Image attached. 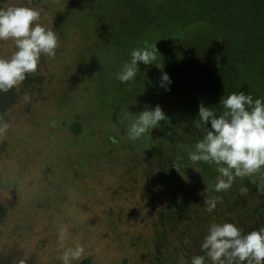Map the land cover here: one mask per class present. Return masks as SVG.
Listing matches in <instances>:
<instances>
[{"label":"rangeland","instance_id":"rangeland-1","mask_svg":"<svg viewBox=\"0 0 264 264\" xmlns=\"http://www.w3.org/2000/svg\"><path fill=\"white\" fill-rule=\"evenodd\" d=\"M83 1L0 0V8L39 9V23L59 36L55 57L43 55L27 76V91L20 88L28 79L8 91L13 101L0 111L9 124L0 137V258L63 264V252L79 244L89 264H191L203 254L200 245L213 223H234L245 233L264 226V172L237 177L229 190L217 193L216 166L200 168L202 162L188 159L203 130L195 126L198 111L191 113L185 103L208 89L200 68L188 62L187 48L166 62L169 49L159 27L144 21L125 33L126 0H118L95 26L82 19L89 11ZM134 1L149 14L157 2ZM144 41L155 43L159 54L154 64L138 62V89L131 92L116 74ZM14 51L12 40L0 41V57ZM164 69L168 90L160 86ZM124 90L127 99L120 102ZM156 105L168 119L150 137L130 140L131 119ZM157 145L159 156H148L146 150ZM178 155L180 172L172 167ZM212 196L223 202L208 212L204 198Z\"/></svg>","mask_w":264,"mask_h":264},{"label":"clouds","instance_id":"clouds-1","mask_svg":"<svg viewBox=\"0 0 264 264\" xmlns=\"http://www.w3.org/2000/svg\"><path fill=\"white\" fill-rule=\"evenodd\" d=\"M40 19L41 11L33 7L13 5L0 8V41L12 40L15 48L10 57H0V92L19 87L29 74L37 71L43 55L55 57L59 36L53 28L39 23ZM157 54L155 43L144 41L142 47L131 51L130 61L122 65L116 79L121 83L136 80L138 62L154 64ZM157 67L162 70L163 66ZM170 83L169 76L162 72L160 86L168 90ZM220 103L223 111L219 115L214 108L200 104L195 126L203 130V135L195 143L194 151L188 152L191 162L216 166L219 175L214 191L217 193L229 190L237 177L243 179L264 172V98L253 99L250 93L239 91L221 98ZM128 115L132 116V113L128 112ZM167 119L160 105L152 109L146 107L131 119L128 138L136 141L150 137V131ZM209 122L210 129L206 126ZM8 128L9 124L0 115V137ZM182 159L178 155L173 162L172 167L178 172ZM259 190L264 192V188ZM246 193L247 189L242 188L241 194ZM222 202L220 196L204 198L208 212ZM65 232L61 230L59 233L61 241L66 238ZM200 249L203 254L193 256L191 264H207L208 261L211 264H264V226L245 233L234 223H213ZM84 254V247L78 244L75 248H67L60 259L63 264H71L84 258ZM19 264H27V260H20Z\"/></svg>","mask_w":264,"mask_h":264},{"label":"trees","instance_id":"trees-1","mask_svg":"<svg viewBox=\"0 0 264 264\" xmlns=\"http://www.w3.org/2000/svg\"><path fill=\"white\" fill-rule=\"evenodd\" d=\"M33 1L37 2V0ZM117 1H83L88 3L89 11L82 19L95 26L99 20L104 19V14L116 5ZM132 1L126 0L130 26L124 28L125 33H128L134 23L141 24L144 21L152 28L159 27L158 37L163 38L169 49V52L164 54L166 62H173L177 53L187 48L186 53L191 56L188 62H191L192 69L200 68V76L206 81L208 93L197 96L198 99H192L188 104L185 103L186 106L189 105L187 107L191 113L198 111L200 104H203L205 107L214 108L219 115L223 111L221 98H226L231 92L243 91L245 94L250 93L253 99L264 98V0H184L183 2L157 0L152 7V14L143 8L145 5ZM139 13H142L144 19L138 18ZM167 17L171 18L172 26L166 22ZM161 29L166 34L162 33ZM171 34L178 38L171 37L169 41L168 37ZM109 43L111 55L114 46L111 47L112 40ZM203 67L207 69V73ZM167 71L164 69L162 72L167 74ZM25 80L27 81L20 88L22 93L27 91L24 87L26 88L30 82L29 78ZM125 84L129 87H121L131 92H136L138 89L137 79ZM146 85L151 86V83L148 82ZM138 91L143 92V87ZM13 97L11 93L0 92V111L5 103L13 101ZM126 99L124 90L117 100L121 102ZM101 103L105 105L102 101ZM206 126L210 129V122ZM71 128L75 129L74 123ZM202 135L203 132L199 135V139ZM146 153L148 156H159L160 149L158 145L150 146ZM205 166L211 169L204 162L200 164V168ZM89 262V258H83L78 264H89ZM0 264L19 263L9 258H0ZM27 264H32L31 260H27Z\"/></svg>","mask_w":264,"mask_h":264}]
</instances>
